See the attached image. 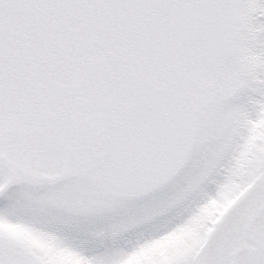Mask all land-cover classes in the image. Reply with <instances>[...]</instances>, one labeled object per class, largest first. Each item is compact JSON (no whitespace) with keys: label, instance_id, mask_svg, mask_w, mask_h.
Segmentation results:
<instances>
[{"label":"snow or ice","instance_id":"obj_1","mask_svg":"<svg viewBox=\"0 0 264 264\" xmlns=\"http://www.w3.org/2000/svg\"><path fill=\"white\" fill-rule=\"evenodd\" d=\"M0 264H264V0H0Z\"/></svg>","mask_w":264,"mask_h":264}]
</instances>
